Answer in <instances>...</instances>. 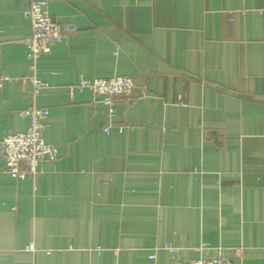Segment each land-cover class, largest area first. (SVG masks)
Wrapping results in <instances>:
<instances>
[{
	"label": "crops",
	"instance_id": "obj_1",
	"mask_svg": "<svg viewBox=\"0 0 264 264\" xmlns=\"http://www.w3.org/2000/svg\"><path fill=\"white\" fill-rule=\"evenodd\" d=\"M33 1L74 29L35 60ZM6 74L0 264H264V0H0ZM115 75L136 87L108 133L94 93L69 88ZM34 106L59 158L21 182L2 140Z\"/></svg>",
	"mask_w": 264,
	"mask_h": 264
},
{
	"label": "built area",
	"instance_id": "obj_2",
	"mask_svg": "<svg viewBox=\"0 0 264 264\" xmlns=\"http://www.w3.org/2000/svg\"><path fill=\"white\" fill-rule=\"evenodd\" d=\"M24 15L31 20L32 33L23 41L27 45V56L35 60L52 51V46L63 40L67 32H74L73 28L65 30L62 24L53 19L45 3L33 1ZM12 76L6 74L0 77V88ZM35 93H38L45 83L39 79H32ZM136 87L133 77L115 75L109 78L89 79L81 77L76 85L70 86V93L90 90L105 106V116L109 122L105 126L106 132L112 130L124 131L125 126L115 124L117 96H130ZM180 104L186 105L180 100ZM24 118H28L29 126L24 132L7 134L2 140V151L5 166L10 175L21 182L38 174L41 171V162L48 160L55 162L59 158V149L56 145L45 141L44 134L48 128L50 109L48 107L34 106L21 111ZM29 250H34V245L29 244ZM176 252V249H171ZM154 255H152L153 257ZM172 264H232L225 258H199L189 262L173 260Z\"/></svg>",
	"mask_w": 264,
	"mask_h": 264
}]
</instances>
